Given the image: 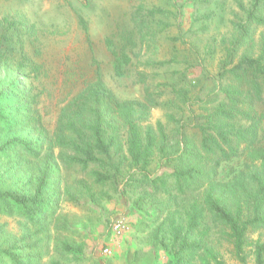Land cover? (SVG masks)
<instances>
[{"label": "rangeland", "instance_id": "obj_1", "mask_svg": "<svg viewBox=\"0 0 264 264\" xmlns=\"http://www.w3.org/2000/svg\"><path fill=\"white\" fill-rule=\"evenodd\" d=\"M249 8L250 0H0V40L7 35L0 50L10 61L24 64L21 71L0 67V80H4L0 92L6 102H13L0 107V146L14 142L4 157L13 160L15 154L26 153V145L38 143V134L50 137L62 107L92 86L99 72L105 87L118 100L152 106L149 118L140 123L150 126L156 135L157 123L161 124L166 155L155 152L148 171L152 176L172 171L179 144L200 146V126L223 99L218 90L229 82L227 70L244 53L258 54L264 26L250 28L245 38L237 31ZM151 10L163 13L149 14ZM10 23L23 31L34 26L37 35H24L22 46L12 38L13 31L6 30ZM227 60L232 63L225 66ZM124 136L121 132V144ZM259 139L264 145V124ZM4 157L0 154V166L3 173L6 171L1 180L5 181L3 189L13 187L29 195L33 189V184L27 186L30 177L24 180L26 172L9 171ZM107 162L91 164L86 170L54 162L45 174L42 197L54 221L51 236L37 244L42 262L175 264L151 239L157 222L171 207L168 198L161 192L152 196L150 189L143 188L131 171L125 147L110 153L109 162L118 166L119 173L113 174ZM244 164L243 158L223 163L218 178L230 180L241 173ZM39 167L32 166L29 172L37 174ZM91 169L109 171L113 179L96 185L88 175ZM129 172L134 185L125 189L124 178ZM66 186L75 201L63 193ZM84 187L96 195L104 194L105 199L91 202ZM194 200H201V192L179 197L184 203ZM1 209L0 247L14 249L12 243L16 248L23 246L21 238L35 228L17 206L12 205L11 214ZM57 237L80 247L79 253L67 259L56 254ZM258 237L264 241L263 232H250L248 244ZM223 259L226 264H239L228 253ZM0 264L13 262L1 257ZM245 264H254V258L247 257Z\"/></svg>", "mask_w": 264, "mask_h": 264}, {"label": "trees", "instance_id": "obj_2", "mask_svg": "<svg viewBox=\"0 0 264 264\" xmlns=\"http://www.w3.org/2000/svg\"><path fill=\"white\" fill-rule=\"evenodd\" d=\"M155 13L163 11L149 12ZM245 14L244 24L237 26L242 38L250 28L264 26V0H250V8ZM79 22L83 24V21ZM6 30L13 31L12 38L22 46L24 35H37L34 26L23 31L16 23L8 24ZM6 36L2 35V39ZM259 46L256 56L246 52L227 70L229 82L218 90L223 99L205 116V123L200 126V146L179 144L176 165L170 172L152 176L148 171L155 152L162 157L166 155V136L161 124L157 123L156 135L150 126L143 127L140 123L149 118L152 106L148 102L118 100L105 87L99 72L92 86L62 107L50 137L38 134V143L26 145V153L15 154L13 160L4 157V152L14 142L0 146V154L8 162L9 171L26 172L24 180L31 179L26 182L27 186L33 184L29 195L20 194L13 187L3 189L5 181L1 180L6 171L3 173L0 166L1 211L11 214L12 205L17 206L20 215L35 228L32 234L21 238L23 246L16 248L14 242L11 244L14 249L0 247V258L6 257L13 264H44L37 244L51 236L53 218L48 216L42 195L45 174H49L54 162L68 167L78 165L86 170L91 164L104 165L106 159L116 174L120 171L109 162L110 153L113 149L119 153L125 147L131 171H135L143 188L150 189L152 196L161 192L171 205L157 222L151 239L175 264H226L224 253L239 264H245L249 256L254 258V264H264V241L258 237L250 244L247 242L250 232L264 233V145L259 139L264 124V35ZM10 60L0 50L1 68L24 69L22 62ZM231 63L232 60L224 62L225 66ZM33 70L37 72L38 67ZM3 81L0 80V85ZM4 98L0 92V107L4 102L13 104ZM258 107L261 110L258 111ZM121 132L125 135L122 144L118 140ZM235 158L244 159V169L230 180L221 181L217 171L223 163ZM38 165V173L31 174L32 166ZM130 172L124 178L125 189L134 185ZM109 173L91 169L88 175L94 184L102 185L113 179ZM83 189L91 202L100 203L105 199L102 193L96 195L87 187ZM195 191L201 192L200 201H179V197ZM63 193L75 201L67 186ZM32 237L36 238L30 242ZM55 240L54 252L65 259L79 253L80 247H75L73 242L60 237ZM250 246L252 250L247 252L246 248Z\"/></svg>", "mask_w": 264, "mask_h": 264}, {"label": "built area", "instance_id": "obj_3", "mask_svg": "<svg viewBox=\"0 0 264 264\" xmlns=\"http://www.w3.org/2000/svg\"><path fill=\"white\" fill-rule=\"evenodd\" d=\"M115 227H116L117 229H119V225H116Z\"/></svg>", "mask_w": 264, "mask_h": 264}]
</instances>
